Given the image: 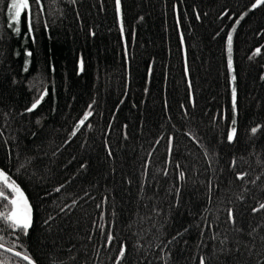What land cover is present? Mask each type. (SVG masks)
<instances>
[{
    "label": "trees",
    "instance_id": "obj_1",
    "mask_svg": "<svg viewBox=\"0 0 264 264\" xmlns=\"http://www.w3.org/2000/svg\"><path fill=\"white\" fill-rule=\"evenodd\" d=\"M9 2L0 0V168L33 206L22 242L36 264H117L122 243L121 264H199L201 255L206 264H264V209L252 212L264 203V5L121 0L122 37L115 0H44L42 14L33 7V31L22 19L19 33ZM89 104L92 115L69 140ZM14 239L5 233L7 244Z\"/></svg>",
    "mask_w": 264,
    "mask_h": 264
},
{
    "label": "snow or ice",
    "instance_id": "obj_2",
    "mask_svg": "<svg viewBox=\"0 0 264 264\" xmlns=\"http://www.w3.org/2000/svg\"><path fill=\"white\" fill-rule=\"evenodd\" d=\"M44 4V0H10V2L7 4L8 12L10 13V19L12 25H15L13 28V31L16 33L20 32V23L23 19L27 24L29 28V32L33 31L32 28V10L33 7L38 8L40 13L42 14L44 12V8L42 5ZM116 5V14L117 18L120 22V30L121 35L123 37L124 34V27H123V21L121 17V0H115ZM264 5V0H254V2L251 4V7L249 11L252 9H256L257 7ZM246 15V14H245ZM196 18L199 20L200 16L197 15ZM244 17L241 16L240 19L236 20V25H239L241 20ZM177 25L179 27L180 21L177 20ZM236 25L233 26L232 31H229L227 34L226 39V47H227V68L230 75V85H231V98H232V113H233V119H232V127L227 132V141L229 143H232L236 136H237V128L235 125L237 124V115H238V91L235 84L236 81V75H234V68H233V59H232V41H233V32L236 30ZM47 27V26H46ZM184 43V37L183 34H181V44ZM261 49L257 48L255 50V53H260ZM30 56L31 53H28ZM251 59V57H250ZM81 69H82V62H81ZM25 71H27V65L25 67ZM149 72L151 73V66L149 67ZM189 73V69L187 66V62L185 63V75L187 76ZM262 80H264V75H261L260 77ZM189 94L191 98V84L189 83ZM47 95V90L42 92L39 95V98L35 99V101L31 104L30 107H27L25 109L26 112L31 113L35 109H37L38 105L44 100L45 96ZM123 103V101H121ZM167 106V105H166ZM93 105L89 104L87 111L84 112V115L81 119L78 120L76 123L73 131L71 132L69 136V140L77 135L78 130L81 129L83 125H85L86 121L89 120V117L92 115V109ZM183 108L184 105H181ZM39 123V121H37ZM88 127H91V124H88ZM125 127H127L125 125ZM261 125H256L255 127L251 128L252 134H257V132L261 129ZM191 135V134H189ZM193 139H196V137H193ZM65 143H68V141H65ZM159 143V141H157ZM172 144H173V138L171 136L168 137V151L169 154L172 153ZM105 148H108L107 142H105ZM108 155L111 156V151H108ZM151 155V153H149ZM214 157V154L212 157L209 156L208 152H205V159L211 160ZM235 157L232 160V165L234 166L236 164ZM33 163V158L29 157L27 158L23 163L19 165L17 168V172H19L21 169H24L28 166H31ZM259 163V161H258ZM211 166V163L210 165ZM85 167V165H81V168ZM147 165H145V168ZM180 165L177 163V168H179ZM165 175H167V169H165ZM185 173L183 171H180L178 174V179H182L184 177ZM247 172H238L236 174V179L238 180H244V178L247 176ZM260 179V177H257V180ZM209 188L211 189L212 182L209 180ZM252 183H256L255 180L252 181ZM64 185H60L57 188L54 189L55 192H60L61 188H63ZM179 192V189L176 190ZM0 204H2V207H0V264H11V260L8 257H5V253H11L12 257L19 258L21 261H26L27 264H36V261L33 259L32 255L28 252L27 247L22 242L23 237H27L30 233V229L33 227V206L29 203L28 199L24 196L23 191L21 190L20 185L16 182L15 179L12 178L11 175L8 174L3 168H0ZM73 204H75V201H73ZM68 206L65 205L64 207L60 208L61 212H64ZM99 207V205H98ZM261 209H264V203H260L258 207H253L252 212L256 213L260 211ZM103 219V216L101 217ZM54 219L53 216H49L45 221L44 224L46 226L49 225V222ZM227 220L229 223L235 224L236 218L234 215V210L232 208L227 209ZM103 231V229H101ZM187 231V229H185ZM9 233L12 236L15 237V239L9 244L5 242V233ZM177 235H182V233H177ZM176 237H173L172 241H169V244L173 243L175 241ZM114 240V236L112 235V232L109 230L107 233V241L108 243H112ZM18 249H23L18 250ZM163 251V250H162ZM126 254V246L122 243L119 248V255L116 257L117 264H121ZM210 258L206 257L204 255H201L199 257V264H206V261H208Z\"/></svg>",
    "mask_w": 264,
    "mask_h": 264
},
{
    "label": "water",
    "instance_id": "obj_3",
    "mask_svg": "<svg viewBox=\"0 0 264 264\" xmlns=\"http://www.w3.org/2000/svg\"><path fill=\"white\" fill-rule=\"evenodd\" d=\"M9 254H11V253H9ZM26 262V261H25ZM27 263V262H26Z\"/></svg>",
    "mask_w": 264,
    "mask_h": 264
}]
</instances>
